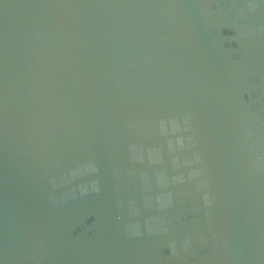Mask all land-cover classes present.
<instances>
[{
	"label": "water",
	"instance_id": "1",
	"mask_svg": "<svg viewBox=\"0 0 264 264\" xmlns=\"http://www.w3.org/2000/svg\"><path fill=\"white\" fill-rule=\"evenodd\" d=\"M0 264H264V0H0Z\"/></svg>",
	"mask_w": 264,
	"mask_h": 264
}]
</instances>
